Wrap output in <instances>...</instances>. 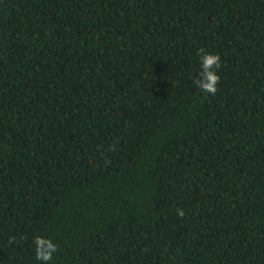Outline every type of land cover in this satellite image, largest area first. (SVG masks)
Here are the masks:
<instances>
[{"label":"trees","instance_id":"trees-1","mask_svg":"<svg viewBox=\"0 0 264 264\" xmlns=\"http://www.w3.org/2000/svg\"><path fill=\"white\" fill-rule=\"evenodd\" d=\"M36 237L47 264H264V0H0V264H44Z\"/></svg>","mask_w":264,"mask_h":264},{"label":"clouds","instance_id":"clouds-1","mask_svg":"<svg viewBox=\"0 0 264 264\" xmlns=\"http://www.w3.org/2000/svg\"><path fill=\"white\" fill-rule=\"evenodd\" d=\"M198 55L200 56L201 70L198 78L193 83L203 92L215 95L217 92L216 86L220 82V76L217 74L216 69L221 68V58L218 54L208 53L203 48L198 50ZM178 214L183 216L184 213L178 211ZM13 240H15L14 237L10 238L9 243ZM34 243L37 245L36 259L44 262V264L51 261L53 254L58 250V246L50 239L36 237Z\"/></svg>","mask_w":264,"mask_h":264}]
</instances>
